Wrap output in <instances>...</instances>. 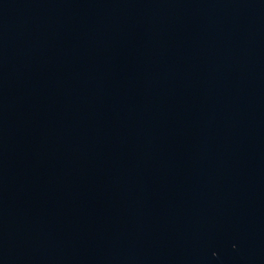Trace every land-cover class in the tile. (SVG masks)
Returning <instances> with one entry per match:
<instances>
[{
  "label": "water",
  "instance_id": "water-1",
  "mask_svg": "<svg viewBox=\"0 0 264 264\" xmlns=\"http://www.w3.org/2000/svg\"><path fill=\"white\" fill-rule=\"evenodd\" d=\"M0 264H264V0H0Z\"/></svg>",
  "mask_w": 264,
  "mask_h": 264
}]
</instances>
